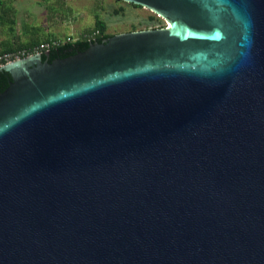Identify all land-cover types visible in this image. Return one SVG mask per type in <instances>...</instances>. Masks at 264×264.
<instances>
[{
  "label": "water",
  "instance_id": "obj_1",
  "mask_svg": "<svg viewBox=\"0 0 264 264\" xmlns=\"http://www.w3.org/2000/svg\"><path fill=\"white\" fill-rule=\"evenodd\" d=\"M124 1L0 64V264H264V0Z\"/></svg>",
  "mask_w": 264,
  "mask_h": 264
},
{
  "label": "crops",
  "instance_id": "obj_2",
  "mask_svg": "<svg viewBox=\"0 0 264 264\" xmlns=\"http://www.w3.org/2000/svg\"><path fill=\"white\" fill-rule=\"evenodd\" d=\"M112 0H104L110 3ZM0 0V49L78 32L94 21L96 7L81 8L76 0ZM75 6V7H74ZM101 18V15H98ZM91 27V26H90ZM72 36V34H71Z\"/></svg>",
  "mask_w": 264,
  "mask_h": 264
},
{
  "label": "rangeland",
  "instance_id": "obj_3",
  "mask_svg": "<svg viewBox=\"0 0 264 264\" xmlns=\"http://www.w3.org/2000/svg\"><path fill=\"white\" fill-rule=\"evenodd\" d=\"M70 1L74 3V0ZM76 2L81 8H89L92 5V7L99 9V13L94 14V20L97 19L102 22L103 28L98 31L97 35H100L102 32L112 34L118 31L151 28L164 24L163 18L153 13L147 7L124 0H112L110 3L104 2V0H76ZM98 15H101V18ZM93 28V24L90 22L86 24L85 28H81L76 33L71 31V27L68 28V31L73 37L86 38L82 37V34L90 32Z\"/></svg>",
  "mask_w": 264,
  "mask_h": 264
},
{
  "label": "built area",
  "instance_id": "obj_4",
  "mask_svg": "<svg viewBox=\"0 0 264 264\" xmlns=\"http://www.w3.org/2000/svg\"><path fill=\"white\" fill-rule=\"evenodd\" d=\"M98 33L97 28H93L90 32H85L82 34V37L91 38ZM77 37L71 36V34H66L64 36H55L50 37L38 42H35L29 46H18V47H11L0 50V64L8 61L13 58H17L19 56L31 53V52H40L43 50H47L50 47L57 46L62 44L66 41H72Z\"/></svg>",
  "mask_w": 264,
  "mask_h": 264
},
{
  "label": "trees",
  "instance_id": "obj_5",
  "mask_svg": "<svg viewBox=\"0 0 264 264\" xmlns=\"http://www.w3.org/2000/svg\"><path fill=\"white\" fill-rule=\"evenodd\" d=\"M93 27L94 28H97V30L99 31V30H102V28H103V23L102 22H100L99 20H97V19H95L94 21H93ZM108 35H110V34H108V33H101L100 35H94L93 37H91V38H97V37H104V36H108ZM91 38H76V39H74V40H72V41H66V42H63L62 44H59V45H57V46H53V47H50V48H48V49H51V48H54V47H58V46H62V45H65V44H70V43H74V42H79V41H82V40H86V39H91Z\"/></svg>",
  "mask_w": 264,
  "mask_h": 264
},
{
  "label": "bare ground",
  "instance_id": "obj_6",
  "mask_svg": "<svg viewBox=\"0 0 264 264\" xmlns=\"http://www.w3.org/2000/svg\"><path fill=\"white\" fill-rule=\"evenodd\" d=\"M156 15H158V14H156ZM159 16V15H158Z\"/></svg>",
  "mask_w": 264,
  "mask_h": 264
}]
</instances>
